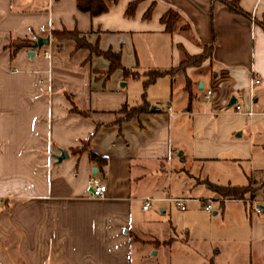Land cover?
Listing matches in <instances>:
<instances>
[{
  "label": "crops",
  "instance_id": "0c3cea01",
  "mask_svg": "<svg viewBox=\"0 0 264 264\" xmlns=\"http://www.w3.org/2000/svg\"><path fill=\"white\" fill-rule=\"evenodd\" d=\"M131 1L90 16L75 0H0V264H132V245L141 256L149 234L144 198L159 200L148 181L174 155L187 168L234 167L260 142L264 30L255 20L264 0H238L249 18L219 0H138L128 15ZM169 9L179 16L171 32L160 21ZM40 27L75 31L84 45L49 36L32 56L23 46L10 57L9 44H31L46 35ZM91 47L118 52L135 77L119 68L106 75L107 59ZM204 47L200 64L176 70L180 49L194 56ZM151 69L171 71L143 87ZM250 71L259 79L251 91ZM141 104L146 110L124 118L122 108ZM85 140L86 150L70 152ZM60 150L67 155L57 162ZM92 175L106 187L101 197L88 193ZM207 189L219 202L239 200Z\"/></svg>",
  "mask_w": 264,
  "mask_h": 264
},
{
  "label": "rangeland",
  "instance_id": "374dc122",
  "mask_svg": "<svg viewBox=\"0 0 264 264\" xmlns=\"http://www.w3.org/2000/svg\"><path fill=\"white\" fill-rule=\"evenodd\" d=\"M256 140L250 161L234 167L208 162L187 168L174 155L172 165L149 179L147 189L157 188L159 200L143 215L149 234L142 236L141 256L135 252L138 243L132 245V264H264V133ZM227 180L249 184L252 197L219 202L207 186ZM174 198H184L185 210ZM206 198L210 212L203 209ZM169 237L174 239L164 243Z\"/></svg>",
  "mask_w": 264,
  "mask_h": 264
},
{
  "label": "trees",
  "instance_id": "16d2710c",
  "mask_svg": "<svg viewBox=\"0 0 264 264\" xmlns=\"http://www.w3.org/2000/svg\"><path fill=\"white\" fill-rule=\"evenodd\" d=\"M138 0H133L127 4L126 7V14L130 15L133 11L134 6L136 5ZM230 12L236 13V14H241L247 18H249V15L245 12H243L240 7L238 6V0H219ZM116 0H75V5L76 8L81 11V12H87L90 16H95L98 14H101L105 11H107L109 5L114 4ZM179 16L176 12L173 10H167L161 17L160 21L161 23L164 24V29L167 32H171V30L174 27L175 22L178 20ZM255 22L259 25V27L264 30V13L262 14L261 18L259 20H255ZM51 37H57V38H74L76 40V45H84L83 42H81L80 39L77 38V33L75 31H65V30H60V31H51L50 32ZM27 40H20L18 42H11L9 44L10 48V57H13L15 52L23 46H29ZM90 50L97 54V55H102L105 57L109 63L107 70L105 71V74L108 75L110 74L114 69H121L123 76H132L135 77V74L132 73L129 70H126L120 65V60H119V53L118 52H111V51H105L102 52L98 50L95 47H91ZM181 50V59L179 61V64L176 68V70H182L187 66L190 65H198L201 63V61L209 55V50L204 47L201 53L194 55V56H189L186 54L183 49ZM170 70H147L145 72V77L142 82L143 87H145L147 84L151 83L155 78H157L160 75L168 73ZM143 110H146V105L141 104L139 106H134V107H124L122 108V112L124 113V118L131 117L132 115L141 112ZM87 140L80 142L79 146L76 148H73L70 150L71 153H79L83 150L87 149ZM89 158L91 160L98 159L95 154L92 152L88 153ZM209 188L214 191L221 199H244L248 194L250 195L249 197L251 198L253 193H251L250 186H230V185H217V184H208Z\"/></svg>",
  "mask_w": 264,
  "mask_h": 264
},
{
  "label": "built area",
  "instance_id": "2783aa9c",
  "mask_svg": "<svg viewBox=\"0 0 264 264\" xmlns=\"http://www.w3.org/2000/svg\"><path fill=\"white\" fill-rule=\"evenodd\" d=\"M40 31H45L46 35L49 37L50 36V30L49 28H43L40 27L39 28ZM42 57L45 59L49 58V53L47 51H44L42 53ZM250 78H249V91H251V89L253 88V86L259 84V79L257 77H255L254 73L252 71H250ZM210 94V91L207 90L204 94L205 98H208ZM233 108L234 111L239 113L241 112L240 106L236 103L233 104ZM246 115L250 116L253 114L252 109H251V105H249L248 109L244 112ZM105 185L95 176L92 175L89 177L88 181H87V190L90 196L93 197H101L103 196L104 192H105ZM153 199L150 197H145L144 198V202L141 206L142 210H147L149 208V204ZM172 201L174 202V204L179 208V210H184V200L181 198H174L172 199ZM203 209L205 212H210L211 211V205L210 202L208 200H206L203 203ZM254 213L258 214L260 213V208L259 207H255L254 208Z\"/></svg>",
  "mask_w": 264,
  "mask_h": 264
},
{
  "label": "water",
  "instance_id": "95a60500",
  "mask_svg": "<svg viewBox=\"0 0 264 264\" xmlns=\"http://www.w3.org/2000/svg\"><path fill=\"white\" fill-rule=\"evenodd\" d=\"M48 40H49V37L47 35H45V36H36L34 38V40L31 42V44L29 45L30 50L28 51V55L32 56L35 49H39L42 46L47 45L48 44ZM235 101H236L235 98L231 97L230 100L228 101L227 105L229 106V105L235 103ZM149 110L151 111L152 108L150 107ZM178 154H180V152H178ZM66 155L67 154H66V152L64 150H60L59 154L55 156V159H56L57 162H59L63 158H65ZM94 171L95 170L93 169L92 172H94ZM261 208H262V211H264V207H261ZM214 213L215 212L213 211L212 214H214Z\"/></svg>",
  "mask_w": 264,
  "mask_h": 264
}]
</instances>
